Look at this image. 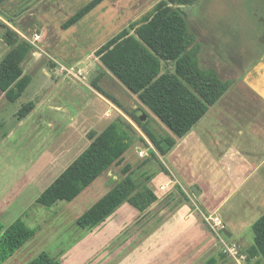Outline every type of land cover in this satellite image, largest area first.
Masks as SVG:
<instances>
[{"label": "crops", "instance_id": "1", "mask_svg": "<svg viewBox=\"0 0 264 264\" xmlns=\"http://www.w3.org/2000/svg\"><path fill=\"white\" fill-rule=\"evenodd\" d=\"M107 1L83 19L95 10L103 9ZM3 21L6 22L0 16V23ZM23 22L26 21L20 18L15 21L17 26L9 25L28 41L33 42L37 35L38 43L46 46L44 34L28 35L30 26ZM74 26L72 28H77ZM1 29L0 25V75L5 66L19 65L23 76L31 77L20 99L26 97L27 103L23 106L34 104L30 113L18 118L23 106L12 112L11 102L0 89V223L8 227L120 118V115L116 116L121 111L87 84L86 64L90 57L76 61L69 56V65L64 64L55 56L58 54L64 60L59 53L64 40L50 43L54 47L53 56L16 54L15 48L3 39ZM95 62L104 75L114 77L99 57ZM230 90L225 97L230 99L229 108L221 106L223 99L219 107L231 115L236 112L231 108L244 110L237 119L251 118L254 121L252 128H257V134H264V60L251 72L247 71L243 80L233 83ZM9 123L12 125L8 126ZM4 128H7L5 133L2 132ZM238 132L237 137L216 140L174 138L175 149L167 154L171 155L175 150L180 154L173 160L176 172L167 165V170L156 173L147 184L159 200L144 213L125 203L93 232L85 233L77 224L79 217L125 178L123 169L126 166L135 176L142 165H138L139 161L145 157L139 153L145 149L132 144L120 162L112 165L72 202L61 207L54 219L60 222L68 217L67 229L61 231L60 224L57 228L50 224L43 226V233L49 237H37L36 234L26 243L31 242L24 252L14 258L18 250L8 261L13 259L11 264H20L25 257L27 261L34 255L35 248L41 250L47 242V249L38 255L46 252L60 264H207L210 258L221 253L217 237L203 220V215L214 214L221 217L231 234V238L225 236L227 242L242 243L248 252L253 240L246 234L264 213L252 221L246 218L245 226L236 223L234 216L238 209L240 214L247 216L264 212V136L248 137L241 127ZM160 155L156 156L161 158ZM208 160L212 163L208 164ZM161 187L166 189L161 190ZM194 188L201 195H196ZM234 194L241 200L231 213L227 206ZM68 233L74 243L65 251L62 241H66ZM245 240L249 242L245 243Z\"/></svg>", "mask_w": 264, "mask_h": 264}, {"label": "trees", "instance_id": "2", "mask_svg": "<svg viewBox=\"0 0 264 264\" xmlns=\"http://www.w3.org/2000/svg\"><path fill=\"white\" fill-rule=\"evenodd\" d=\"M104 1L92 0L73 15L63 29L79 23ZM190 1L198 0L160 2L135 24L134 34L124 31L97 53L105 69L136 95L177 138L187 136L233 86L232 81L223 80L216 70L201 67V50L196 36L191 33L186 16L178 9ZM3 39L7 45L15 48L16 54L27 56L35 51L31 44L8 26H5ZM162 62L175 64V72L161 74ZM30 80V76H23V69L19 65L10 64L1 72L0 89L11 103H15ZM93 85L114 102L95 81ZM33 107V103L23 106L18 118L25 117ZM123 112L149 136L162 156L175 146L174 138L168 136L161 141L156 140L144 130L141 117ZM131 134L137 135L134 127L124 118H118L39 196L36 205L53 208L58 207L60 202H72L112 165L121 161L133 144ZM123 174L125 178L77 220L79 228L85 233L93 232L125 203L144 213L159 200L147 184L141 185L134 173H130V167L126 166ZM29 210L8 227L0 223V264L7 262L41 229V225L30 228L24 221ZM54 212L51 217L58 213L57 210ZM252 230L254 238L247 259L249 262L264 261V215L255 222ZM228 260L226 255L219 253L210 258L207 264H227ZM28 264L60 262L43 252Z\"/></svg>", "mask_w": 264, "mask_h": 264}, {"label": "rangeland", "instance_id": "3", "mask_svg": "<svg viewBox=\"0 0 264 264\" xmlns=\"http://www.w3.org/2000/svg\"><path fill=\"white\" fill-rule=\"evenodd\" d=\"M89 1L91 0H0V16L6 20V22L3 21L0 23L2 36L5 32V26L13 29L10 25L13 23L15 24V21L22 18L23 21H26L23 22V24L28 27L30 26V30H27L28 35H32L35 32L38 35L43 33L44 39H46L47 45L45 46L44 40V45H41L40 42L38 43L39 38L37 35L33 42L22 37L34 47L35 51L31 54L53 56L52 48L54 47H52V45L58 43V40H64L63 46L59 47V53L63 55L64 60L61 56H58V54L55 55L58 60L62 61L64 64L69 65L67 62L69 56L75 58L76 61L86 60L87 57H90L86 64L88 71L86 74L88 81L86 82L97 91L93 85L95 81L101 90L114 100V102L111 100L109 101L113 103L117 109H120L121 112H119L116 117L120 115V117L124 118L136 130L137 135L131 134L133 144L136 143L142 147L143 150L145 149L144 152L147 155H145L143 161H139L138 165L141 163L142 165L135 172L134 177L141 185L148 184L156 173L161 170H167V165L174 171L175 166L173 165V160L180 154L175 150L171 155H160L161 158L158 156L155 157L152 153L159 155V152L156 150L149 136H147L144 131L123 112V110L128 112V114L130 113L133 117L138 118L146 116L145 120H141V122L144 123L143 128L156 140L161 141L168 136L175 139L177 137L173 135L148 107L142 104L136 95L131 93L120 83V81L114 79V77L112 78L104 75V73L99 70L100 68H98L95 61L98 59V51L106 43L126 30L134 34L135 24L152 12L160 2L166 0H108L103 9L95 10L89 17H86L79 24L74 26L77 28L71 27L68 30L63 29L64 24L68 22L82 6L88 4ZM178 9L186 16L189 29L191 33L196 36V42L201 50L199 58L201 67L204 69L216 70L223 80H229L233 83L243 80L246 72H251L253 68L262 61V58H264V0H198L194 2L190 1L189 4L182 5L178 7ZM15 25L17 26V24ZM50 43H52V45H50ZM174 72L175 64L162 62L161 74ZM230 92L231 90L224 96L222 105L221 102L218 103L217 107L220 110L217 111L215 109L217 107H211L209 110L210 113L208 112L193 130L183 138H213L214 140H216V138H232L233 135H235V137L238 136V129H240V127L246 132L248 137L263 138L264 134L262 132L257 134V128H252L251 125L254 121L251 120V118L247 120L237 119L238 115H240V111L243 112L244 110H240L239 108L240 111H238L237 108H231L236 110V112L231 115L226 114L228 112L223 110L222 107H219V105H221L226 109L229 108L228 104L230 99H225V97ZM25 98L26 97H23L17 102L11 103V111L15 112V110H20L21 107L27 103ZM117 104H119L123 110ZM215 111H217V113ZM247 115L248 114H245V116ZM241 117H243L242 114ZM260 121L261 119L259 122ZM11 125L12 123L8 124V126ZM6 129L7 128H4L2 132L5 133ZM205 142L209 144V141L205 140ZM180 144L181 142L179 145ZM174 149L175 146L171 151ZM198 161H201V159L198 158ZM204 161L205 160H203V162ZM135 162L137 163L138 160ZM210 163H212L211 160H208V164ZM122 165L123 163L117 166L116 169L119 170ZM196 169H198L197 166ZM240 200L241 197L234 194L227 209L231 213L234 212L232 208L236 207ZM64 205H68V203L60 202L58 207L55 206L53 208H45L40 205L37 206L35 203V205L33 204L25 211L27 212L30 209L29 214H27L28 216L26 215L27 217L23 219L30 228H36L38 225H41L37 237H44L46 235L43 233V226H48L49 224L50 226L54 225L55 228H57V224H60L61 231H63L67 229L70 224L69 218L64 217L60 219V222H55L54 217H56L58 213L54 217H51V215L55 210L59 212ZM260 213L264 212H256L251 216H247L245 214H240L238 209L234 217L236 223L245 226V223H247L245 222L246 218L252 221L257 215H260ZM248 235L253 240L254 233L252 227H250V230L247 232L246 236ZM46 236L49 237V235ZM67 236L66 241H62L64 244L63 247L65 246V251L74 243L71 241L72 237L70 233H68ZM248 242L245 240V243ZM30 243L21 248L14 258H16L18 254L24 252ZM45 244L46 245L41 248V250H38L39 248L34 249L32 258L25 261V259H27V257H25L20 260L19 263H29L40 252L47 249L48 243L46 242ZM237 246L241 248L240 252L245 256V262H243V264H264V261L259 260L249 262L247 259V248L242 243H237ZM226 256L229 258L227 264H232L234 261L228 255ZM8 262L6 264H11L13 259Z\"/></svg>", "mask_w": 264, "mask_h": 264}, {"label": "built area", "instance_id": "4", "mask_svg": "<svg viewBox=\"0 0 264 264\" xmlns=\"http://www.w3.org/2000/svg\"><path fill=\"white\" fill-rule=\"evenodd\" d=\"M139 154L141 157H145L146 155L142 151ZM165 189V187H161V190ZM203 220L209 230L217 237L221 253L228 255L234 261V264H243L245 262V256L241 254L239 247L236 244L228 243L225 239L223 233L225 225L221 217L217 214L209 216L203 215Z\"/></svg>", "mask_w": 264, "mask_h": 264}, {"label": "water", "instance_id": "5", "mask_svg": "<svg viewBox=\"0 0 264 264\" xmlns=\"http://www.w3.org/2000/svg\"><path fill=\"white\" fill-rule=\"evenodd\" d=\"M146 119V116H143L141 117V120H145ZM193 192L196 194V195H201V192L197 189V188H194L193 189ZM224 235L227 236L228 238H231V234H229V232L225 229L223 231Z\"/></svg>", "mask_w": 264, "mask_h": 264}, {"label": "flooded vegetation", "instance_id": "6", "mask_svg": "<svg viewBox=\"0 0 264 264\" xmlns=\"http://www.w3.org/2000/svg\"><path fill=\"white\" fill-rule=\"evenodd\" d=\"M264 60V58H262Z\"/></svg>", "mask_w": 264, "mask_h": 264}]
</instances>
